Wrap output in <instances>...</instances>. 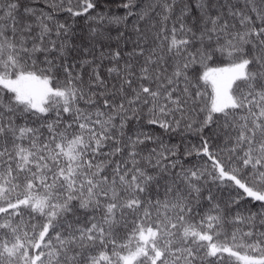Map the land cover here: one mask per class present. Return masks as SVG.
Wrapping results in <instances>:
<instances>
[{
	"label": "snow or ice",
	"instance_id": "snow-or-ice-1",
	"mask_svg": "<svg viewBox=\"0 0 264 264\" xmlns=\"http://www.w3.org/2000/svg\"><path fill=\"white\" fill-rule=\"evenodd\" d=\"M0 264H264V0H0Z\"/></svg>",
	"mask_w": 264,
	"mask_h": 264
},
{
	"label": "trees",
	"instance_id": "trees-1",
	"mask_svg": "<svg viewBox=\"0 0 264 264\" xmlns=\"http://www.w3.org/2000/svg\"><path fill=\"white\" fill-rule=\"evenodd\" d=\"M81 24H83V21H81ZM160 130L159 129H157V132H159ZM173 139V141L175 140V137H173L172 138ZM193 142L195 143V140H193ZM193 159H195V158H193Z\"/></svg>",
	"mask_w": 264,
	"mask_h": 264
}]
</instances>
